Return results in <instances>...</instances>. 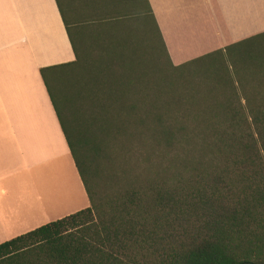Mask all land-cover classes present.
Wrapping results in <instances>:
<instances>
[{
  "label": "trees",
  "instance_id": "16d2710c",
  "mask_svg": "<svg viewBox=\"0 0 264 264\" xmlns=\"http://www.w3.org/2000/svg\"><path fill=\"white\" fill-rule=\"evenodd\" d=\"M55 2L74 59L39 72L89 206L0 264H264V32L174 65L148 0Z\"/></svg>",
  "mask_w": 264,
  "mask_h": 264
},
{
  "label": "crops",
  "instance_id": "0c3cea01",
  "mask_svg": "<svg viewBox=\"0 0 264 264\" xmlns=\"http://www.w3.org/2000/svg\"><path fill=\"white\" fill-rule=\"evenodd\" d=\"M174 65L264 32V0H148ZM74 54L55 0H0V243L89 206L39 69Z\"/></svg>",
  "mask_w": 264,
  "mask_h": 264
},
{
  "label": "rangeland",
  "instance_id": "374dc122",
  "mask_svg": "<svg viewBox=\"0 0 264 264\" xmlns=\"http://www.w3.org/2000/svg\"><path fill=\"white\" fill-rule=\"evenodd\" d=\"M245 46V48L249 49L246 50L242 57L244 58L245 61H250L249 59L252 58L253 56H256L257 53L259 52L260 49H262L263 45H264V38L263 39H256L253 41H249L245 44H243ZM233 54V53H232ZM203 65L208 63V59H205L201 62Z\"/></svg>",
  "mask_w": 264,
  "mask_h": 264
}]
</instances>
